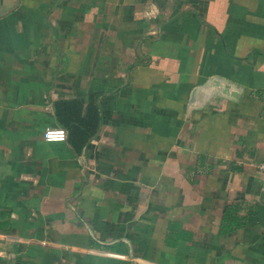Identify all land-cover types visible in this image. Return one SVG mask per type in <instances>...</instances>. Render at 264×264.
Returning a JSON list of instances; mask_svg holds the SVG:
<instances>
[{"label":"crops","instance_id":"0c3cea01","mask_svg":"<svg viewBox=\"0 0 264 264\" xmlns=\"http://www.w3.org/2000/svg\"><path fill=\"white\" fill-rule=\"evenodd\" d=\"M262 161L264 0H0V264H264Z\"/></svg>","mask_w":264,"mask_h":264},{"label":"water","instance_id":"95a60500","mask_svg":"<svg viewBox=\"0 0 264 264\" xmlns=\"http://www.w3.org/2000/svg\"><path fill=\"white\" fill-rule=\"evenodd\" d=\"M239 91L240 86L228 79L215 75L207 77L201 84L191 88L187 110L200 108L210 97L226 96L236 99Z\"/></svg>","mask_w":264,"mask_h":264},{"label":"built area","instance_id":"2783aa9c","mask_svg":"<svg viewBox=\"0 0 264 264\" xmlns=\"http://www.w3.org/2000/svg\"><path fill=\"white\" fill-rule=\"evenodd\" d=\"M42 138L46 141H63L66 137L65 131L62 129H45L42 131ZM257 171L261 177L260 191L264 193V161L256 165Z\"/></svg>","mask_w":264,"mask_h":264}]
</instances>
